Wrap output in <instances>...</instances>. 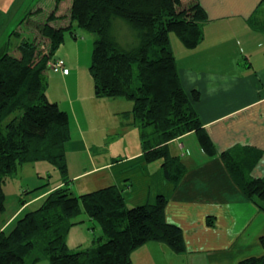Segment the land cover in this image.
<instances>
[{"label":"trees","instance_id":"obj_1","mask_svg":"<svg viewBox=\"0 0 264 264\" xmlns=\"http://www.w3.org/2000/svg\"><path fill=\"white\" fill-rule=\"evenodd\" d=\"M113 18L137 30L136 46L126 48L112 36ZM206 21L199 0H52L49 8L34 6L26 13L27 38L0 51V212L6 207L4 186L25 164L48 162L63 182L38 208L25 211L12 230L0 225V264L44 259L49 264H132L133 252L152 241L176 254L187 251L183 229L167 220L166 196L130 207L117 185L73 192L67 160L71 118L50 100L46 77L67 33L75 39L78 29L95 35L90 73L96 97L133 102L132 110L122 115L139 129L144 159L161 161L166 180L177 187L188 169L171 153L170 142L195 133L208 159L218 154L194 106L200 93L184 89L171 45L174 33L185 49L198 48ZM255 25L264 31V22ZM262 155L246 147L220 157L246 197L264 210V177L251 175ZM26 203L20 199L21 206ZM83 213L100 226L102 235L93 246L71 251L67 236ZM239 264H264V255Z\"/></svg>","mask_w":264,"mask_h":264},{"label":"crops","instance_id":"obj_2","mask_svg":"<svg viewBox=\"0 0 264 264\" xmlns=\"http://www.w3.org/2000/svg\"><path fill=\"white\" fill-rule=\"evenodd\" d=\"M199 1L207 13L204 40L195 50L181 44L174 52L184 89L200 93L194 106L218 154L208 159L195 133L170 142L171 153L179 156L188 169L177 187L166 180L161 161L144 159L140 135L132 152L114 156L102 146H96L94 152L93 144H103L90 136L86 138L84 120L97 123L121 119L123 113L132 110L133 102L124 103L126 98H97L95 93L84 97L79 68L70 66L67 59L70 73H59L71 97L68 112L76 129L67 154L85 151L88 162L81 171H69L73 183L87 174H104L101 188L117 185L130 207L152 204L164 195L169 200L167 220L183 229L187 244L184 254L152 241L133 252L132 264H239L245 258L264 255V213L245 196L220 157L237 148L261 150L263 155L251 175L264 177V31L255 25L257 21L264 22V2ZM9 30L10 27L4 30L0 51L17 47L27 38L22 33L8 34L13 33ZM69 80L71 84H67ZM87 101L94 106H87ZM126 122L139 132L132 119ZM34 198L29 197L30 205ZM27 204L19 206L10 218L26 210ZM209 219L213 225H209Z\"/></svg>","mask_w":264,"mask_h":264},{"label":"rangeland","instance_id":"obj_3","mask_svg":"<svg viewBox=\"0 0 264 264\" xmlns=\"http://www.w3.org/2000/svg\"><path fill=\"white\" fill-rule=\"evenodd\" d=\"M51 1L52 0H0V37H2L0 38V45L4 38V30L8 27H10L9 31L13 30V33L9 32L8 34L17 35L18 33H22L25 36L27 29L25 23H23V18L26 13L33 9L34 6H41L47 9L49 8ZM263 15L264 8L262 16ZM22 23L23 26H21ZM111 33L112 36H114V38L126 48H132L137 44V30L121 18L112 19ZM78 34L79 37L77 39H75L70 33L66 34L65 42L58 49L54 60L61 58L66 62L67 59V63H70V66L74 65V67L79 68L81 92L85 97L89 94L94 95V82L90 73V65L92 62V52L96 36L87 31H80L79 29ZM15 38L16 37L13 36L12 42H15ZM171 45L175 52L179 51L181 43L174 33L171 34ZM14 48L15 47H11L10 49L12 50ZM46 78L48 80V95L50 100L53 102L57 98V100H60V108L68 112V109L71 106L69 103L71 102V97L66 92V83L62 79V75L51 69L47 71ZM67 84H71V81L69 80ZM70 88H72V85ZM90 102L87 101V106H94V104ZM123 102L128 103V100L125 99ZM93 121L94 120L91 119L84 120V122H82L84 123L83 131L86 133V138H95L96 141L103 144L99 145L97 142L96 143L98 145L93 144L92 147H94L92 150L94 152L96 146H102L110 153V155L114 156H117L116 154H124V152L127 151L132 152V148H134L135 144H137L139 132L135 128H129L128 125H126L127 120L124 119L123 116L121 119L119 117L114 120L112 119V122L109 119L104 122L97 123H94ZM120 122H122V124ZM75 131V123L71 116V133L73 138ZM101 135L102 137H100ZM86 158L87 155L85 151L82 153H80V151H70L67 154L70 173H76L77 171L83 170L85 166L88 165ZM102 175L104 174H87L79 178L76 183H73V180L70 184L71 188L77 195L97 190L103 186L99 185L102 181ZM62 182L63 181L59 171L48 162H34L21 166L18 172L10 178L4 186L7 198L5 210L0 212V225L2 230H6L7 232L12 230L15 222L22 214L25 213V211L38 208L42 199L55 190L57 184ZM37 187L38 189H35ZM45 189L47 190L43 192ZM26 190H28V192L30 191L27 195L24 194ZM38 192H40V195ZM31 196L35 198L33 199L34 202H31L32 204L30 205L29 201H31V199H29V197ZM37 196L38 198H36ZM22 198L27 200L29 203H26L28 207L26 210H20L14 218L11 219L10 217L14 212H16V210L19 209V206L20 208L23 207L20 205V199ZM250 202L258 211L264 213V210L260 206L254 204L252 201ZM77 220L81 223L73 226L67 236V243L71 251L93 246L95 238L102 235L100 226L93 222L86 213L81 214ZM36 264H49V262L44 259Z\"/></svg>","mask_w":264,"mask_h":264},{"label":"built area","instance_id":"obj_4","mask_svg":"<svg viewBox=\"0 0 264 264\" xmlns=\"http://www.w3.org/2000/svg\"><path fill=\"white\" fill-rule=\"evenodd\" d=\"M51 69L56 73H62L64 75L70 73V69L66 66L63 59L57 58L51 64Z\"/></svg>","mask_w":264,"mask_h":264}]
</instances>
